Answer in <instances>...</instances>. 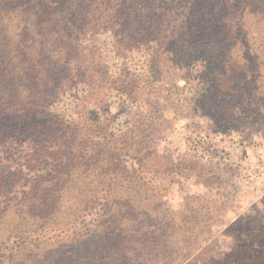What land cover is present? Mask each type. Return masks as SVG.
<instances>
[{"label": "trees", "instance_id": "trees-1", "mask_svg": "<svg viewBox=\"0 0 264 264\" xmlns=\"http://www.w3.org/2000/svg\"><path fill=\"white\" fill-rule=\"evenodd\" d=\"M234 1L238 4L233 9ZM251 2L193 0L156 60H172L182 67L201 57L209 62L206 75L215 102L242 95L236 93L239 81L250 74L256 60H264V0ZM3 3L0 40L18 42L25 51L11 55L17 59L14 88L4 84L0 73V111L10 108L6 113L19 119L30 108H39L37 69L60 68L65 51L79 42L76 35L93 11L101 13L105 6L110 28L122 35L118 43L134 46L152 40L171 8L169 0ZM43 31H48V39L34 50L33 34ZM255 44L258 55L252 53ZM32 51L46 56L37 61ZM3 61L4 56L0 69ZM263 88L258 84L249 97L238 100L250 106L257 103L264 111ZM56 124L35 134V152L52 150L44 152L54 159L51 173L39 177H29L22 169L13 173L6 169L8 159L0 156V264H264V223L257 219L240 217L213 235L218 225L211 222L208 193L198 196L200 207L189 204L175 212L162 206L158 198L162 191L150 178L146 158L136 160L148 146L142 139L126 137L121 145L129 149L114 142L90 150L84 143L85 130ZM15 128L5 124L0 134ZM18 133L31 138L35 131L27 126ZM62 134L66 142L47 147ZM123 154L128 157L122 159ZM32 162L26 160L25 165Z\"/></svg>", "mask_w": 264, "mask_h": 264}, {"label": "rangeland", "instance_id": "rangeland-1", "mask_svg": "<svg viewBox=\"0 0 264 264\" xmlns=\"http://www.w3.org/2000/svg\"><path fill=\"white\" fill-rule=\"evenodd\" d=\"M4 1L0 0V9ZM192 1L169 0L170 13L162 28L153 34L148 32L152 40L147 44L134 46L118 43L122 35L110 28L105 6L101 13L93 11L76 35L79 42L65 51L60 68L37 69L39 108H30L21 119L10 117L6 113L10 108L0 111V129L5 124L16 127L0 134V156L8 159L6 169L13 173L22 169L29 177L54 171V159L44 153L52 150L34 149L36 131L56 123L89 133L84 143L90 150L114 142L118 148L129 149L121 145L123 140L128 136L140 138L148 146L136 160L146 158L150 178L162 191H158L162 206L175 212L189 204L200 207L198 196L208 193L211 222L218 225L213 235H220L222 227L240 217L250 216L264 223V111L257 103L250 106L238 100L264 84V60H256L250 74L239 81L236 93L242 95L220 103L209 92L208 61L196 57L181 67L172 60H156L168 46L164 44L171 31L182 24L186 5ZM237 2L232 4L233 9ZM47 33L33 34L34 50L48 39ZM3 42L0 40V57L4 56L0 73L5 77L4 84L14 88L12 74L17 59L11 55L25 49L18 47V42ZM257 46L252 47L256 55ZM32 53L37 61L46 56ZM27 126L34 128L31 138L18 133ZM64 142L66 135L62 134L50 140L47 147ZM124 157L128 156L121 155ZM29 159L33 162L25 165ZM221 205L224 210H220Z\"/></svg>", "mask_w": 264, "mask_h": 264}]
</instances>
